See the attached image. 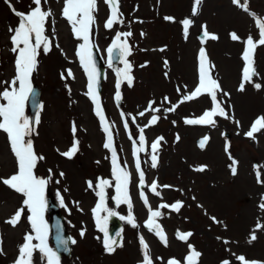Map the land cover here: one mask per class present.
Instances as JSON below:
<instances>
[{"label": "rangeland", "instance_id": "1", "mask_svg": "<svg viewBox=\"0 0 264 264\" xmlns=\"http://www.w3.org/2000/svg\"><path fill=\"white\" fill-rule=\"evenodd\" d=\"M247 3L246 12L244 0L237 4L233 0H202L196 6L197 14L193 15L194 0H119L118 21L123 22L114 23L107 29L104 24L110 16V8L104 0H97L90 40L105 65L99 100L113 136L118 163L126 166L130 173L129 194L137 224L134 228L126 219H120V216L127 217V205L115 207L111 201L116 195L112 156L103 146L106 134L95 114L94 104L86 95L87 75L76 56L77 47L83 41L74 37L71 26L61 15L63 0H48L47 3L42 0V10L52 12L45 22V35L49 37L48 27H51L56 30L59 40L51 42V50L47 53L38 49L39 74L34 72L31 81L41 88L42 107L40 122L33 128L31 139L34 150L45 158L34 170L39 178L49 181L45 200L49 196L54 198L65 217L68 232L76 241L72 244L71 257L57 254L59 264H140L143 259L141 236L148 244L153 264H167L170 258L185 264L188 244L201 253L197 264H221L223 260L241 264L236 258L241 255L247 261L264 262V228H257L258 223L264 225V211L258 207L264 186L256 182L257 167L264 179V131L256 133L254 139L244 134L257 117L264 116V45L257 43L253 53L256 75L251 82L243 81L246 40L251 35L254 42H258L256 21H264V0H247ZM34 7L33 0H10V3L0 0V82L10 81L15 75L17 53L11 51L13 32L10 31L20 22L15 12L28 13ZM186 18L193 21L187 36L182 24ZM204 26L209 34L218 38L201 39L199 33L204 32ZM129 31L132 35L122 36L121 41L126 39L130 46L131 54L124 59L131 64L133 79L129 85L121 78L122 103L119 105L115 98V70L123 69L124 64L121 62L116 68L109 66L107 49L117 32ZM231 33H236L239 39H231ZM202 47L211 66L210 75L218 81L223 92L229 93L224 96L223 92H217V99L228 118L214 117L215 127L185 123L186 119H196L212 106L207 95L183 100V96L190 94L199 83V51ZM57 53L64 63L59 74L53 69ZM69 69L74 78L67 77ZM62 74L67 78H62ZM241 83L244 91L238 90ZM256 83L261 84L260 89L254 87ZM5 86L0 83V91ZM150 102H153L151 109ZM172 108L173 111H168ZM141 112L144 115H140ZM25 115L28 116L27 103ZM153 115L158 120L149 125ZM73 125L77 129L75 134ZM141 129L145 136L144 151L134 157L133 147H139ZM201 135L209 136L203 149L195 142ZM40 137L41 141H37ZM159 137L163 139L155 153L157 167L152 168L151 144ZM74 139L79 142L78 151L68 159L60 153L67 151ZM232 158L238 162L236 175L231 173ZM136 159L140 160L145 174L143 191L147 205L139 196ZM201 166H206L204 171H197ZM15 171L16 161L7 135L0 131V176H10ZM61 172L65 173L63 177ZM72 178L77 179L75 183ZM101 179L109 180L111 185L105 188V207L115 211L124 225L119 241L122 247H117L111 254L104 248V233L96 227L92 213L100 202L96 195L99 189L95 185ZM152 181L157 183L159 196L151 191ZM57 193L64 200L63 207ZM22 200V195L0 183V248L3 249L0 264H13L25 234L35 235L27 220V210L16 227L5 223L21 207ZM177 201L183 205L179 211L160 207ZM149 208L161 212L156 220L161 224L167 244L155 232L144 228ZM99 215L103 218L106 213ZM44 220L46 243L54 251L49 239L46 208ZM82 230L85 232L83 237L80 235ZM178 232H191L192 235L185 242L177 239ZM253 233L257 239L249 243ZM33 243L38 241L33 240ZM34 261L35 264H46L39 252L34 254Z\"/></svg>", "mask_w": 264, "mask_h": 264}, {"label": "snow or ice", "instance_id": "2", "mask_svg": "<svg viewBox=\"0 0 264 264\" xmlns=\"http://www.w3.org/2000/svg\"><path fill=\"white\" fill-rule=\"evenodd\" d=\"M10 3V0H8ZM47 3L48 0H43ZM104 2L110 8V16L106 20L104 27L111 29L114 23L123 22L118 21L119 16V0H104ZM240 0H233L234 4L239 3ZM35 7L28 13L15 12V14L20 17V22L18 27L10 29L13 32L11 36V43L13 45L11 51L17 53L15 59V75L10 81H3L6 85L3 91H0V131L7 135L8 144L10 150L16 161V171L10 176H0V183L5 185L10 190L22 195L23 200L21 207L17 208L15 212L5 220V223L12 227H16L20 222H22V217L27 210V220L30 223L32 232L35 234H25L24 243L18 246V255L14 260L13 264H35L34 254L39 252L41 258L46 260V264H59V257L52 248L46 243L47 237V226L44 220V212L46 208L45 200V188L48 184V180L39 178L35 174V169L40 160L45 159L43 156L39 155L34 150L33 140L31 135L33 133V127L30 123L29 118L25 115V103L28 101L30 95L33 93L31 77L34 71L37 70L38 66V49L43 50L47 53L51 50V41L48 36L45 35V22L48 17L52 16L51 10H42L41 3L42 0H33ZM202 0H194L193 15L197 14V5H200ZM244 10L248 11L247 0H244ZM97 9V0H63V8L61 10V15L65 18L76 39L82 40L77 47L76 56L79 58V62L83 67L84 72L87 75V92L86 95L91 99L95 106V114L99 117L103 131L106 134V142L104 143V148L111 152V164H112V176L115 179V191L116 196L113 198L117 206L125 204L128 207L127 217L120 216L121 220H125L127 224L132 227H137L135 222V217L132 212V200L129 194V183H130V173L126 170V166L122 167L118 163L117 152L113 146V136L109 130L108 124L105 122V116L101 109V104L99 100V95L97 91L98 82V72L95 64L93 63L92 45L90 44V26L95 23V17L93 13ZM14 10V9H13ZM15 11V10H14ZM166 20L173 21V17H165ZM54 23V22H53ZM193 23L191 19H184L182 21L183 30L187 36L189 26ZM257 27L259 29V39L258 42H254L253 37L249 35L246 40V47L243 52V60L245 66L243 68V81L251 82L252 77L256 75V70L253 67V53L259 45H264V21L257 20ZM132 33L129 32H117L116 37L112 42V46L107 49L109 53V58L113 56L116 52L119 59L123 62V69H116L117 82H116V93L115 98L117 101L120 100V83L121 78L126 80L129 85L132 84L131 64L124 59V57L130 55V46L126 39L121 41V37L127 38L131 36ZM143 35V33H142ZM204 37L208 39L215 40L218 37L215 34H209L206 26H204ZM231 39L238 40L239 37L236 33H231ZM54 38V37H53ZM58 47V45H57ZM167 63V62H165ZM111 66V63L110 65ZM210 65L208 64L205 49L202 47L199 51V83L194 90L188 95L183 96L184 101H190L197 99L202 95H207L211 98L212 106L210 109H206L201 116L196 119H186V124H200V125H211L215 127L214 117L220 116L228 118L225 108L221 106V103L217 99V92H223L221 85L218 81L210 75ZM67 77H73L71 70H67ZM62 74V78H67ZM74 78V77H73ZM255 88L260 89L261 84L256 83ZM244 91V84L241 83L239 89ZM224 96H228L229 93L223 92ZM167 99V98H165ZM152 103L149 104V109L152 108ZM39 107H42L39 106ZM230 107V106H229ZM174 108L168 109V111H173ZM159 111V109H155ZM140 115H144L143 112ZM158 120L156 115H153L149 120V125L155 124ZM36 124H39L40 119L37 114L35 117ZM239 126V122H236ZM127 128V124H125ZM76 127L73 125L72 131L75 134ZM264 131V116L257 117L250 125L249 130L244 133L249 138H255L256 133ZM141 134L139 136V147H133V156L136 157L138 153L144 151L145 136L143 135V129L140 130ZM163 137L157 138L151 144L152 155H151V167H157V152L158 145ZM179 139V137H177ZM209 137L204 136L199 142L200 148L205 147V143L208 141ZM78 141L73 140L72 146L60 154L68 159H71L73 155L78 151ZM59 151V150H58ZM231 158V157H230ZM238 162L232 158V164L230 165L232 175L237 174L236 164ZM206 166H201L197 171H204ZM255 167V166H254ZM136 171L139 173V185L141 189L139 192L140 199L144 201L145 205L148 204V199L144 194L143 188L145 186V174L141 170V163L139 159L135 161ZM65 173L61 172L60 176L63 177ZM262 177V172L257 167L256 168V182L264 186V179ZM58 183V181H57ZM89 186L92 187L91 182ZM110 182L107 179H101L98 184L95 185L99 189L96 195L99 197L100 202L95 205L92 209L93 216L95 218L96 227L102 233H104L103 244L105 250L111 254L115 252L117 247H122L117 240L111 238L108 234L106 222L109 217L116 216L117 213L107 207H105V188L110 187ZM170 187V186H166ZM151 191L157 196L160 193L157 191L156 181L151 183ZM60 200V205L64 206V200L57 193ZM182 202L177 201L171 205L162 204L160 207L168 208L170 207L173 211H179L182 207ZM258 207L261 211H264V193L260 195V203ZM100 212L106 213V215L101 218ZM161 216V212L153 211L149 208V215L147 221L145 222V227L159 237V239L167 244L166 237L163 230L158 224H156V218ZM213 220L215 218L213 217ZM219 223V221H216ZM257 228H264V225L257 224ZM81 237L85 235L82 230L80 233ZM117 236L120 234L117 233ZM192 235L191 232L187 233H177V239L187 242L189 237ZM257 236L253 233L251 234L249 243L255 241ZM33 240L38 241V243H33ZM72 244H75L74 239L69 238ZM141 250L143 254V259L140 264H153L152 257L148 250V244L145 242L144 238L141 236L139 239ZM59 245L64 246V251H68L67 244L68 240L58 237ZM189 254L185 257V264H197V258L201 256L199 251H196L191 244H188ZM0 254H3V249L0 248ZM241 264H264L260 261H247L243 255L236 257ZM159 259V258H157ZM167 264H181L180 261L175 258H170ZM221 264H229L228 260L221 261Z\"/></svg>", "mask_w": 264, "mask_h": 264}, {"label": "water", "instance_id": "3", "mask_svg": "<svg viewBox=\"0 0 264 264\" xmlns=\"http://www.w3.org/2000/svg\"><path fill=\"white\" fill-rule=\"evenodd\" d=\"M92 54H93V63L95 64L97 72H98L97 90L100 91L103 68L100 64L98 57H96V54L94 51H92ZM111 61H116V60L114 59ZM32 88L34 91L30 95L28 102H29V109H30L29 120H30V123L33 127L35 125V122H34L35 117L38 114V111L40 108L39 107L40 106V89L34 83L32 84ZM201 140H202V138H199L198 142H200ZM48 208L51 212V217H52V220L50 222L51 240L54 243V246H55V248L59 254L69 255V253H70V240H69V238L70 237L66 233L63 217L52 202H49ZM111 221L113 222V228L110 232V235H111V238L117 240L118 236L116 234L117 233L120 234L121 227H120V224L117 221H115L114 219H112ZM58 237H62L63 239L68 240V244H67L68 251H64V246L59 245Z\"/></svg>", "mask_w": 264, "mask_h": 264}, {"label": "bare ground", "instance_id": "4", "mask_svg": "<svg viewBox=\"0 0 264 264\" xmlns=\"http://www.w3.org/2000/svg\"><path fill=\"white\" fill-rule=\"evenodd\" d=\"M48 30L50 32V35H49L50 41L51 42L52 41H56L57 42L59 40V37H57L56 34H55L56 30L53 29V28H51V27H48ZM57 56H58L57 60L55 61V59H54L52 61H55L53 63V69H54V71L56 72V74H59L63 70V64L64 63H63V58L58 53H57ZM34 72H36V74H39L38 69L36 71H34ZM41 139H42L41 137L40 138H37V141H41ZM80 154H82V153H80ZM68 170L70 172V169L69 168H68ZM72 179H73V183H75L76 180H77L76 178H72Z\"/></svg>", "mask_w": 264, "mask_h": 264}]
</instances>
